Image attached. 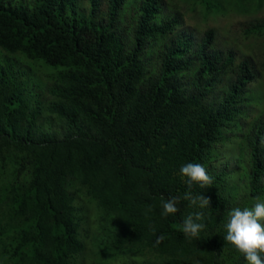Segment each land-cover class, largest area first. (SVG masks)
Instances as JSON below:
<instances>
[{
	"label": "trees",
	"instance_id": "trees-1",
	"mask_svg": "<svg viewBox=\"0 0 264 264\" xmlns=\"http://www.w3.org/2000/svg\"><path fill=\"white\" fill-rule=\"evenodd\" d=\"M122 13L130 46L117 28ZM177 24L178 17L162 13L161 0H0V51L57 70L47 111L66 125L63 133L38 128L20 77L0 58V164L14 163L11 181L0 188V264H74L84 243L67 189L71 180L110 220L109 256L148 250L164 258L159 264H247L240 252L227 254L230 204L207 152L238 114L253 68L233 50L219 52L211 29L191 59L190 40L169 37ZM244 31L263 34L264 20ZM157 38L166 40L160 66L147 77L141 56ZM245 143L250 195L261 198L263 116ZM188 162L202 164L212 184L189 189L180 175ZM186 191L210 198L209 207L189 206ZM171 197L180 198L179 211L162 216L161 198ZM195 211L204 214L206 227L188 238L180 228Z\"/></svg>",
	"mask_w": 264,
	"mask_h": 264
},
{
	"label": "rangeland",
	"instance_id": "rangeland-1",
	"mask_svg": "<svg viewBox=\"0 0 264 264\" xmlns=\"http://www.w3.org/2000/svg\"><path fill=\"white\" fill-rule=\"evenodd\" d=\"M162 13L178 17V24L169 37L181 35L190 40L191 59L195 60L197 45L205 31L215 32L214 47L219 52L233 50L240 58L248 59L254 72V80L238 104V114L226 121L220 134L210 146L208 166L212 173L221 174V191L228 198L231 210L234 207H253L264 202V197L250 195L248 179V149L245 138L256 118L264 117V33L250 37L245 33L247 25L264 20V0H161ZM102 10L106 7L102 6ZM122 13L117 19V28L127 46L131 45V34L127 29L129 20ZM165 39H151L145 43L141 56L145 62L147 77H155L160 66V50ZM7 57L23 83L25 98L37 113L38 128L52 133H63L64 120L50 114L47 106L54 100L49 93L56 69L41 61H31L21 54L7 55L0 51V58ZM225 86L219 85L211 96L219 95ZM5 167L0 164V188L9 183L14 168L9 158ZM264 183V177L262 179ZM67 189L73 197V205L80 224L84 250L75 256L74 264H159L163 257L148 250H123L107 255L110 220L96 202L85 196L82 187L74 180ZM227 222V219H226ZM264 223V221H262ZM231 247V250H230ZM239 252L228 243V253ZM264 255V254H262Z\"/></svg>",
	"mask_w": 264,
	"mask_h": 264
},
{
	"label": "clouds",
	"instance_id": "clouds-1",
	"mask_svg": "<svg viewBox=\"0 0 264 264\" xmlns=\"http://www.w3.org/2000/svg\"><path fill=\"white\" fill-rule=\"evenodd\" d=\"M180 175L187 178L189 189L194 183L201 188H207L213 180L200 163L188 162L182 165ZM161 199L162 216L166 217L179 211L177 205L180 198ZM182 199L188 201L189 206L200 209L210 205V198L205 197L202 193L193 195L191 191H186ZM204 219V214L201 211L189 213L184 217L180 230L188 238H197L206 227L202 222ZM262 221H264V202H259V200L251 208L234 207L227 213L226 235L223 239L243 254L247 264H264V255H262L264 254V223ZM163 239L164 237L161 235L157 239V243Z\"/></svg>",
	"mask_w": 264,
	"mask_h": 264
}]
</instances>
